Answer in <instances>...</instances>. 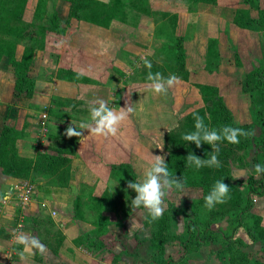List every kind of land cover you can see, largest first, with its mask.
<instances>
[{"label": "rangeland", "instance_id": "rangeland-1", "mask_svg": "<svg viewBox=\"0 0 264 264\" xmlns=\"http://www.w3.org/2000/svg\"><path fill=\"white\" fill-rule=\"evenodd\" d=\"M100 1L106 5L101 19L89 15L80 0H15L13 4L5 0L0 7V16L5 15L20 34L13 38L16 58L32 53L33 89L30 96L15 95L14 70L1 60L0 132L10 129L14 137L12 147L6 144L1 164L28 166L37 152L56 155L61 143L75 148V155L65 153L72 161L82 132L105 136L114 118L115 131L125 134L130 120H136L131 127L136 159L125 153L123 162L113 160L107 173L98 167L104 160H97V154L85 150L79 158L84 166L96 165V175L102 176L92 195L68 188L72 168L67 184L58 186L37 173L22 178L7 175L0 164V264L20 262L22 236L33 230L57 254L65 220H70L75 244L68 245L70 253L56 256L71 264H79L80 259L88 260L85 264H160L158 258L170 259V264H264V214L256 215L261 196L253 197V215L247 224L231 235L229 218L246 200L247 178L264 181V156L241 135L231 143L230 131L223 126L224 120L231 123L228 127L246 125L254 139L264 138V21H259L264 0H248L249 4L242 0L240 9L245 12L240 14L233 10L239 0L227 5L220 0L215 9L199 10V20L195 7L202 2L197 0ZM223 4L232 11H225ZM74 7L80 11L71 10ZM219 14L224 17L214 39L208 37V18ZM226 16L234 25L226 24ZM123 18L124 22L118 20ZM241 18L252 22L241 26L237 24ZM51 20L58 26H51ZM179 38L184 51L180 61ZM195 38L206 41L203 52ZM98 42L100 54H92ZM60 69H71L77 79L58 78ZM215 100L226 105L229 115ZM104 112L105 121L89 122ZM200 115L206 123L200 122ZM204 132L208 138L200 137ZM195 140L203 144V156L198 166H191L195 156L188 149ZM172 153L188 156L184 173L187 166L193 169L188 177L178 169L180 160L166 165ZM108 174L117 181L103 187L110 180ZM89 175L94 177L91 171ZM24 182L37 191L33 203L56 205L53 219L41 218L37 206L23 214L19 196ZM174 184L181 189L174 190ZM188 222L229 240L184 252L179 240L186 238ZM229 241L239 244L235 254L222 251V244Z\"/></svg>", "mask_w": 264, "mask_h": 264}, {"label": "trees", "instance_id": "trees-1", "mask_svg": "<svg viewBox=\"0 0 264 264\" xmlns=\"http://www.w3.org/2000/svg\"><path fill=\"white\" fill-rule=\"evenodd\" d=\"M15 0H10V3L13 4ZM202 2V3H214L216 0H197V2ZM5 3V0H0V7ZM104 2L100 0H80V5L84 8L87 9V12L89 15L93 16L96 19H101L102 12L104 10L103 5ZM72 5V4H71ZM39 6V4H38ZM39 8V7H37ZM71 10H76L75 7L72 8ZM76 11H80V9H77ZM108 11V10H106ZM245 12V10L239 9L237 10V13H242ZM73 12V11H72ZM260 18L259 21H264V10H259ZM0 60L4 59L7 65L11 66L13 68V78H14V94L19 95V96H30L33 93L32 87V80H31V74H30V68H31V61H32V53L29 52L28 54L25 52L21 55L20 59L16 58V43L14 41H17V38L20 37V34L16 32V27L13 26L9 19L6 18L5 15L0 16ZM109 18V16H108ZM236 19H238L237 14H236ZM242 19V18H241ZM240 19V20H241ZM111 20V17H110ZM122 22H124L123 19H118ZM238 21L237 24L243 26L244 24L249 26L250 23L252 22L251 19H242L243 21ZM258 21V22H259ZM56 25L58 26L57 23H54V20L50 21V25ZM66 23L62 24L60 23V26L65 25ZM182 40L179 38L176 44V49L178 53V61H180L181 56H184V51L182 48ZM182 66V65H181ZM184 67V66H183ZM29 70V71H28ZM71 69H60L58 72V78L64 79V80H69V81H75L77 79L78 75L73 74V72H70ZM216 102V100H215ZM221 100L218 103V105H221L222 113L226 112L229 115V110L227 109L225 104L220 103ZM200 122H205L206 123V118L203 115H200L199 117ZM223 126L227 127L228 130L230 131V135H228V140L232 143L235 142L237 138H235L238 135L243 136L245 139V142L249 145V143H253L254 146L257 148V153H262L264 156V138L263 136L254 139L252 134H251V128L249 126H239L235 125L232 127H228L231 125V123L226 120L223 121ZM194 124L192 125V127ZM227 128H225L227 130ZM227 130V131H228ZM9 132H11L10 129H4L0 132V159L4 160V156L7 154V145L10 144L12 147L14 144V137L9 135ZM177 133V132H176ZM174 138H176L175 132L172 133ZM207 133L204 132L203 135L200 137H205L208 138ZM199 137V138H200ZM227 139V138H226ZM62 140H65V138H62ZM171 139L169 138V141ZM198 140V139H197ZM197 140H195L190 148L188 149L189 155L195 156L194 164L191 166H198L199 161H202L201 158L203 156V144L199 143ZM60 147L56 148V155L52 154H46L42 152H37L36 157L34 158L33 161L30 162V165L28 166H23L13 164V162L9 163H3V171L5 174L14 176L16 178H22L25 177L26 175L30 173H37L42 175L45 178L51 179V182L54 183V185L58 186H64L67 184V180H69V175H70V169H71V159L67 158L65 156V153H71V155H75V148L71 147L70 145L66 143H61L59 144ZM9 146V147H10ZM13 149V148H11ZM259 149V150H258ZM14 150V149H13ZM181 154L177 153H172L170 157L168 158V162L166 163L167 166H171L172 163H176L179 161V171L182 170V174L188 175L191 174L190 171L193 172V169L190 167H186L187 171L186 174L184 173L185 169V163L186 160L188 159V156H179ZM212 157V156H211ZM210 156H205L204 158L209 160L211 159ZM18 161H20L18 159ZM189 162V161H188ZM191 162V161H190ZM188 165V164H187ZM254 167L258 170V172L261 173L262 171V166L256 161L254 158ZM225 167V166H222ZM165 170V169H164ZM166 171V170H165ZM212 173H215L216 171H211ZM65 176V182H63V177ZM63 179V180H62ZM175 188L174 190L179 191L181 188L180 186L174 184L172 185ZM246 193L247 197L246 200L240 202V207L236 208L234 210V214H231L229 218L230 219V225H231V234H234L235 231L241 226H244L247 224V219L249 217H252L251 209L253 206V197L256 196H264V181L261 179H256L254 176H249L246 180ZM164 215L167 216L169 215L168 211L164 212ZM170 216V215H169ZM54 225V224H51ZM145 226H148L149 223L147 221L144 222ZM62 237V234H60V238ZM220 240H226L228 241L229 238L227 236L223 235H217L215 231L210 230L209 228H205V230L199 228L196 226V224H191L188 222L186 224V238L179 240V243L181 244L182 251L184 252H197L203 245H208L212 243H219ZM170 242V241H167ZM166 242V243H167ZM228 243V244H227ZM222 244V251H227L230 249V252L235 254V252L239 248V244L237 242H227ZM226 244V245H225ZM49 246V245H48ZM157 262L160 264H170L171 260L170 259H157ZM177 264H188L187 262H181Z\"/></svg>", "mask_w": 264, "mask_h": 264}, {"label": "crops", "instance_id": "crops-1", "mask_svg": "<svg viewBox=\"0 0 264 264\" xmlns=\"http://www.w3.org/2000/svg\"><path fill=\"white\" fill-rule=\"evenodd\" d=\"M220 0H216V2L214 3H209V4H206V3H199L196 7H195V12L197 10V18L198 20L200 19V15H199V10H212V9H215V4H218V3H222L221 1L219 2ZM248 0H245V2L247 3ZM223 3H230L231 4V0H224ZM242 4V0H239V6H237L236 8H234L233 10L236 12L237 9H240V8H243L245 4H243L241 7L240 5ZM249 4V2L247 3ZM221 4L218 5V9L221 8L220 6ZM226 5L224 6L223 4V7L225 9V11H232L230 7H226ZM249 5L246 6V9L248 8ZM217 9V7H216ZM231 14V13H230ZM221 17H224V16H221V14L218 15H212V18H208V20L210 21V26L208 27V37H214V39H217L218 37V32H220L218 30L219 26H220V20ZM225 19L229 22H227L226 24L228 25H234L233 22H231L232 19H230L229 17H225ZM234 19V18H233ZM212 21V22H211ZM225 22V21H224ZM213 28L214 30L210 31L209 29L210 28ZM102 41V40H101ZM99 41V42H101ZM196 43H200L201 46H200V49L202 50V52L204 51V43L206 42L205 40L203 41V38L200 39V38H195ZM98 42V45L96 47V49L93 48L94 51H91L92 54H95V55H99L100 54V46L101 44ZM103 43H105L103 41ZM104 45V44H103ZM199 49V50H200ZM88 51V50H87ZM96 51V52H95ZM198 57V55L196 56ZM3 60V59H2ZM1 62V60H0ZM156 89V88H155ZM95 90H92V91H89L87 93V95L93 93ZM152 97V96H151ZM117 111V110H116ZM106 112V111H105ZM104 113H101L100 116H97L95 118H93L92 120H89V122L91 123H99V122H102V121H105V118L107 116H105ZM109 113L108 111L106 112V114ZM71 119H68V121H70ZM88 121V120H87ZM115 119L113 118V120H111V129L109 131L104 132L106 135L104 136H100V134H97L95 132H91L90 133L88 132V134L86 133H81L79 135V138H78V142L76 144V153H77V156L72 160L73 162V166H71V168L74 170L73 171V176L71 177L70 179V183L68 185V188L70 187L71 188V191H80L83 189V191H81L80 193H84V195L90 193V191L92 190V188H96V187H100V181H101V175H96L94 169H97L98 167H104L103 169L108 172H111V169H112V166H111V163H114L115 161L113 160H118V163L119 162H123V160H121L120 158L122 156H124V154L126 153V155H128V159H130V157L132 156L131 154L133 153L134 156L133 157V160L136 159L135 158V152L133 151L134 149L131 148L132 144L131 142L133 141L134 142V137H135V134L134 132H132V129L131 127H134V124L136 121L135 118L134 120H130V124H129V130L128 132H125V134H120L118 133L119 131H115L114 129V123H115ZM113 124V125H112ZM90 135V137H88ZM135 148V146H134ZM85 150H89L88 152H90L92 155L94 154H97L95 157L97 160L99 161H102L104 160V162H101L100 164L97 163L98 167L95 165V166H84L82 165V163L80 162L79 158L80 159H83V155H84V152ZM124 158V157H123ZM82 165V166H81ZM87 168V169H86ZM94 168V169H93ZM90 171L93 173L94 177L91 178V175H89ZM94 171V172H93ZM83 173L84 175L87 174V178L83 180ZM105 175V174H104ZM109 176V174H108ZM73 178V179H72ZM90 179L94 180V182L90 181ZM107 179H110V176L107 178ZM114 181H117V179H110L106 182L103 183V187H112V185H114ZM86 188H88L86 190ZM58 189H62V187H59ZM65 189V188H63ZM93 193V191H91ZM79 194V193H78ZM77 194V195H78ZM81 195V194H79ZM90 195H92L90 193ZM76 197V196H75ZM260 198V203L262 204L259 208H260V212L257 211V214L256 215H261V214H264V196H261L259 197ZM2 201V200H1ZM57 201V200H56ZM49 205V208L51 210H54L56 212L57 210V207L56 205H54L52 202H50ZM34 206H37V203H33L32 204V208L30 209V211H32V209L34 208ZM38 215L42 218V217H48L49 219H53L55 216H51L50 213L48 211H44V212H40L39 211V208H38ZM261 213V214H260ZM29 215V214H28ZM1 216V215H0ZM1 218V217H0ZM69 221L70 220H65V221H62L61 223V226H63V231L61 230V234L63 235V241L60 245V247L58 248V253L57 254H54L48 247V245L42 240L40 239L38 233L36 231H33L31 233H27L26 236H22V240H23V245L24 247H20V250L21 253H20V262H18V264H71L69 263L68 261H66L65 259H60L58 258L56 255H59L61 256V254H66V253H70V251L68 250V245L71 244V246L73 245L74 241H72V231L69 229ZM73 242V243H72ZM75 244V243H74ZM23 248V249H22ZM37 253L40 255L39 256V261L36 259L37 257ZM85 257V256H84ZM86 258V257H85ZM88 261V260H86ZM86 261L84 259H80V263L79 264H85Z\"/></svg>", "mask_w": 264, "mask_h": 264}, {"label": "built area", "instance_id": "built-area-1", "mask_svg": "<svg viewBox=\"0 0 264 264\" xmlns=\"http://www.w3.org/2000/svg\"><path fill=\"white\" fill-rule=\"evenodd\" d=\"M47 114L44 113L42 114V118L46 119ZM46 120H43V123ZM42 123V124H43ZM21 193H20V200L19 203L21 204V210L23 211V214L26 216L29 214L30 209L27 210V207L29 206V204L32 202V198L35 197V193L37 192L34 185L31 184L30 182H24V184L21 186ZM33 204V202H32ZM39 207V211L40 212H44V211H48L50 213L51 216H55L56 212L54 210H51L49 208V205L47 202H42L38 205Z\"/></svg>", "mask_w": 264, "mask_h": 264}]
</instances>
